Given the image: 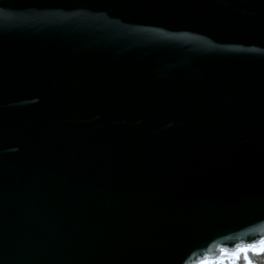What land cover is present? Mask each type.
I'll return each mask as SVG.
<instances>
[{"label":"water","instance_id":"95a60500","mask_svg":"<svg viewBox=\"0 0 264 264\" xmlns=\"http://www.w3.org/2000/svg\"><path fill=\"white\" fill-rule=\"evenodd\" d=\"M262 240L264 0H0V264Z\"/></svg>","mask_w":264,"mask_h":264},{"label":"trees","instance_id":"16d2710c","mask_svg":"<svg viewBox=\"0 0 264 264\" xmlns=\"http://www.w3.org/2000/svg\"><path fill=\"white\" fill-rule=\"evenodd\" d=\"M246 249V251H242ZM264 246L237 248L232 253L223 252L215 259L203 260L206 264H264ZM202 262V261H201ZM201 262L197 264H201Z\"/></svg>","mask_w":264,"mask_h":264},{"label":"snow or ice","instance_id":"6c2138e0","mask_svg":"<svg viewBox=\"0 0 264 264\" xmlns=\"http://www.w3.org/2000/svg\"><path fill=\"white\" fill-rule=\"evenodd\" d=\"M260 243L262 246H264V240H262ZM262 250H264V249H262ZM242 251H246V249H242ZM201 264H206V262L202 261Z\"/></svg>","mask_w":264,"mask_h":264},{"label":"rangeland","instance_id":"374dc122","mask_svg":"<svg viewBox=\"0 0 264 264\" xmlns=\"http://www.w3.org/2000/svg\"><path fill=\"white\" fill-rule=\"evenodd\" d=\"M261 245V243L260 244H256V247H258V246H260ZM255 246V245H254ZM244 248H249V247H244Z\"/></svg>","mask_w":264,"mask_h":264}]
</instances>
